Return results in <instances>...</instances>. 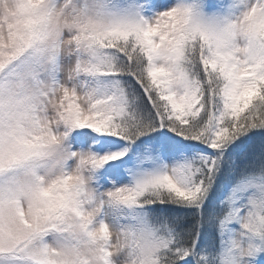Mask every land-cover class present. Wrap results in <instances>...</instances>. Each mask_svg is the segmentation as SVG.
Wrapping results in <instances>:
<instances>
[{"label": "snow or ice", "instance_id": "6c2138e0", "mask_svg": "<svg viewBox=\"0 0 264 264\" xmlns=\"http://www.w3.org/2000/svg\"><path fill=\"white\" fill-rule=\"evenodd\" d=\"M0 264H264V0H0Z\"/></svg>", "mask_w": 264, "mask_h": 264}]
</instances>
